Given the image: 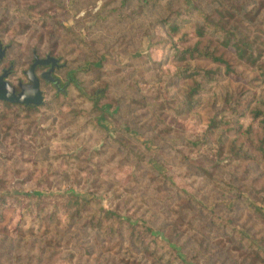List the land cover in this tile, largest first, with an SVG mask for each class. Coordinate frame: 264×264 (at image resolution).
<instances>
[{
  "label": "rangeland",
  "instance_id": "obj_1",
  "mask_svg": "<svg viewBox=\"0 0 264 264\" xmlns=\"http://www.w3.org/2000/svg\"><path fill=\"white\" fill-rule=\"evenodd\" d=\"M66 1L0 0L5 49L0 74L11 67L7 80L17 86L27 83L25 72L34 55L55 57L62 65L54 72L62 90L40 80L42 106L0 116V193L51 196L56 202L63 196L90 199L132 225L151 228L190 264H264V160L257 151L264 143V124L249 113L264 102V81L234 50L219 47L233 72L222 69L224 78L212 83L209 96L227 93L248 109L237 124L229 112L221 115L226 123L210 131L214 109L182 106L192 80L171 78L187 62L164 61L155 46L163 31L156 29L153 35L135 22L110 45L106 38L112 36L94 43L98 32L90 33L85 39L90 47L82 48L60 26L74 33L92 26L104 0H77L70 6ZM76 6L81 7L77 15ZM194 30L187 25L181 34ZM244 32L251 40L258 35L252 27ZM185 40V46H192L196 38ZM188 62L205 70L218 67L208 60ZM45 70L37 67L35 72L39 77ZM69 78L96 94L98 106L82 97ZM85 120H96L113 141L85 128ZM231 144L242 145L252 159H235ZM224 223L245 240L230 237ZM0 264L152 261L124 238L94 235L81 223L69 226L61 212L45 209L35 223L18 209L5 208L0 210Z\"/></svg>",
  "mask_w": 264,
  "mask_h": 264
},
{
  "label": "trees",
  "instance_id": "obj_2",
  "mask_svg": "<svg viewBox=\"0 0 264 264\" xmlns=\"http://www.w3.org/2000/svg\"><path fill=\"white\" fill-rule=\"evenodd\" d=\"M72 2L77 3V0H68L66 4L70 6ZM80 11L81 7L76 6L75 15ZM91 21L92 26H80L78 33H74L71 27L61 25L60 29L66 35H70L82 48L90 47L85 40L90 33L98 32L99 38L91 39L94 43L102 42L103 37L112 36L106 38L107 45H110L135 22L145 25L153 35L156 29L163 31L164 35L157 37L155 46L164 53V61L172 57L180 62H187L172 74L171 78L175 82L181 79L192 80L182 106L191 111L207 104L214 109V117L210 120L208 128L210 131L226 123L220 119L221 115L229 112L230 116L235 118L233 122L237 124L248 109V104L230 98L227 93L209 96L212 93V83L222 81L225 73L233 72L230 63L218 53L219 47L234 50L237 57L246 60L264 81V0H104ZM187 25L194 26V32L181 34L182 29ZM250 27L258 33L254 40L247 37L244 32ZM189 36L196 38V41L192 46H185V39ZM0 45L2 46L1 41ZM193 60H208L218 67L216 70L196 68L188 62ZM85 65H89L88 62H85ZM222 69L225 71L224 74ZM68 81L92 106H98L96 94H89L86 89L79 88L72 78ZM37 108L0 101V116L5 118L18 116L22 112L36 111ZM249 111L253 120H260L264 124V102H260ZM83 125L103 135L106 142L112 140L96 120H85ZM217 142L220 147L223 146L222 135L218 136ZM230 150L235 159H252L242 145L231 144ZM257 151L264 160L263 142L259 143ZM128 152L141 159L139 155ZM150 169L154 171L151 167ZM218 182L228 186V191H234L233 186L220 180ZM235 199L239 201V196ZM190 203L191 201H186L187 208ZM5 208L18 209L22 218L31 219L35 223L39 222L41 213L45 209L54 214L61 212L66 215L69 226L81 223L83 229L94 235L107 239H126L130 248L135 246L140 253L152 261V264H190L185 260L180 249L169 242H163L151 228L132 225L129 220H123L116 213L105 210L90 199L63 196L56 202L51 196H8L0 193V210ZM221 227H225L233 239L239 242L245 240L238 231L226 226V223ZM250 249L254 251L252 244Z\"/></svg>",
  "mask_w": 264,
  "mask_h": 264
},
{
  "label": "water",
  "instance_id": "obj_3",
  "mask_svg": "<svg viewBox=\"0 0 264 264\" xmlns=\"http://www.w3.org/2000/svg\"><path fill=\"white\" fill-rule=\"evenodd\" d=\"M4 55L5 49L0 45V65L3 62ZM47 66H49V69L38 77L35 72L36 68ZM61 67L62 65L59 64L57 58L48 55L40 59L34 55L33 63L25 72L27 83H19L17 86H13L7 80L12 68L2 70L0 74V101L28 107L42 106L44 97L40 89V80L52 84L58 90L60 80L54 78V72Z\"/></svg>",
  "mask_w": 264,
  "mask_h": 264
},
{
  "label": "flooded vegetation",
  "instance_id": "obj_4",
  "mask_svg": "<svg viewBox=\"0 0 264 264\" xmlns=\"http://www.w3.org/2000/svg\"><path fill=\"white\" fill-rule=\"evenodd\" d=\"M44 68H46V70L44 71V72H46V71L49 69V66L44 67ZM42 73H43V72H42ZM42 73H41V74H42ZM41 74H40V75H41ZM54 78H55V77H54ZM51 85H52V84H51ZM52 86H53V85H52ZM58 88H59V89H58L59 91L62 90V88H61V86H60V83H59V85H58Z\"/></svg>",
  "mask_w": 264,
  "mask_h": 264
}]
</instances>
